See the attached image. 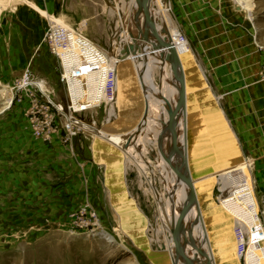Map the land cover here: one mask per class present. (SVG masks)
<instances>
[{
  "label": "rangeland",
  "instance_id": "obj_1",
  "mask_svg": "<svg viewBox=\"0 0 264 264\" xmlns=\"http://www.w3.org/2000/svg\"><path fill=\"white\" fill-rule=\"evenodd\" d=\"M95 1L96 5L90 2L91 6H88V0H0V159L5 154L2 140L5 138L6 124L9 134L13 133V129L17 135L25 133L16 130L21 126L28 128L27 137L32 141L42 140V137H37L33 125L51 123L53 128L49 132L50 138L57 135L56 139L61 138L66 143L60 146V166L56 165L51 171V164L45 157L44 162H39L38 170L31 173L21 187V191L24 190L25 193L18 199L13 198L11 228H6L4 221L6 194L3 184L5 172L2 171L0 264H164L163 255L166 253L169 256L168 264L177 263L171 255L175 246L171 236L172 208L175 220L179 221L181 213L168 188V178L173 169L167 166L168 174L162 170L165 160L160 155L158 143L152 144L150 141L154 137L158 141L157 137L165 129L159 123L160 103L153 93L145 92L143 99L142 93L138 92L141 97L133 100V103L136 110L142 108V111H137L139 117L135 115L137 119L132 120L134 114L128 111L131 108L123 93V82L115 75V97L108 107L112 110L111 113H108V109L107 112L102 109L101 112L92 114L71 113L68 110L71 100L65 85L60 82V65L44 43L48 28L57 24L74 30L86 38L85 42L88 43L89 39L92 45L94 43L103 48L111 60H118L122 50L127 47L122 44L124 40L112 38L110 45L95 41L102 37V33L114 29L118 20L116 11L114 12L115 2L108 0L107 5L106 0L105 4ZM163 1L164 3L160 0L151 2L156 3V8L165 4L172 16L169 1ZM205 2L206 24L203 29L198 30L199 49L197 43L196 46L191 43V38L180 33L175 25L171 28L187 39L188 45L183 44L186 55L191 63L198 65L201 75L206 77L210 93L218 103L225 102L220 94L234 92L233 97H236L244 91V157L239 155V158L242 157L247 162L258 216L257 190L264 191V0ZM121 3L127 8L124 9L122 5L119 7ZM130 3L131 0L117 2L126 21L129 19L124 22L128 36L134 27L133 22L130 23ZM101 6L107 7V12L102 11ZM95 13L102 17L93 20L91 26L89 18H94ZM160 22L165 26L163 20ZM167 32L165 28L166 37ZM212 35L214 39L210 41L209 37ZM169 42L174 46L173 41ZM75 62L78 64L73 67H79L82 59L70 63ZM142 68L143 66L140 69ZM114 73L117 74L116 70ZM147 85L155 88V93L158 94L155 80L148 81ZM137 86L138 91H141L139 84ZM192 93L198 100L199 108L198 113L192 112L188 123L187 106V134L183 143L189 142L193 151L197 152L200 150L199 140L204 136L202 132L206 129V141H216L223 151L230 153V146L223 142L227 139L224 127L216 114L203 103L200 96L194 91ZM174 94L176 96L177 91L174 90ZM142 99L144 103L147 100L151 103L148 110L140 105ZM187 102L190 105L189 99ZM54 104L63 109L61 114L55 111ZM222 110L224 119H227L226 111ZM34 115L36 120L32 123ZM227 120L229 122V118ZM136 122L140 124L135 131ZM70 123L75 124L76 128L67 129L66 125ZM108 123L110 128H107ZM89 125L91 133H88ZM153 125H156L157 130L154 131L158 135L147 131ZM69 135L73 137L71 140H68ZM232 139L239 149L237 140L234 137ZM138 141L142 144L140 147L134 145ZM171 146V133H168L164 144L167 155ZM88 159L93 166L91 180H88ZM110 164L112 168L109 167ZM4 167V160H0V168ZM200 169L203 170L197 162L192 165L190 163L194 188L198 187L196 190L204 203L203 197L207 191L200 183ZM194 174H197L199 180ZM215 184L214 181L213 186ZM88 186L92 187V195ZM221 187L220 183L216 184L211 197H217L223 189ZM122 202H126L129 211L122 210ZM177 205L180 206L179 200ZM214 205L215 210H221L219 204ZM258 221L259 219L257 224ZM184 225L187 238L192 239L191 243L195 244L193 235H198L197 225L192 223L191 218ZM210 227L213 230L211 225ZM190 228L193 235L190 234ZM255 233L254 231L253 235ZM229 243L228 236L225 235L223 240H213L210 247L219 251L221 246L227 249ZM261 247L264 250V244ZM256 249L255 246L254 250ZM183 251L187 254L186 249Z\"/></svg>",
  "mask_w": 264,
  "mask_h": 264
},
{
  "label": "bare ground",
  "instance_id": "obj_2",
  "mask_svg": "<svg viewBox=\"0 0 264 264\" xmlns=\"http://www.w3.org/2000/svg\"><path fill=\"white\" fill-rule=\"evenodd\" d=\"M135 3H136V0H131L130 6H129V8L131 9L130 11H132V9L134 8ZM121 5H122V7H124V9L127 8V6L124 3H121ZM247 8H249V7H247ZM130 11H129V13H130ZM132 22H134V21L131 18L130 23L132 24ZM131 31L134 32V34H136V36H137V30L134 27L132 28ZM122 34H123L122 37H124V38H125V35L128 34V32L126 30V26H125L124 30L122 31ZM169 40L173 41V43H172L173 45L176 44V46H177L176 49H178V50H177V54L176 53L175 54L177 55L176 57L179 58V61L182 65L178 64V62L177 63L176 62H174V63L166 62V64L173 65L178 70V73H180L181 82L183 81V84L185 87L186 101H185L184 109L182 108L180 115L178 117L175 116V119H174V121H176L175 124H177V130H175L173 132H169V133H171V145L172 146H171V149H170L169 155H168L177 164H179V163L183 164V167H182V177L183 178H182V182H180L179 179H177L175 170L172 168L173 172L170 173L169 178H168V181H169L168 188H169V190H171V192L173 194L175 206L178 209V211L180 213H182L183 208H185V207L188 208L187 214L185 216V221L188 222V221H190V218H191L192 223L195 226L197 225V230H198V235H193V230H191V228H190V231H191L190 234H192L195 237V244H192L191 243L192 239H189L186 236V239H189V240L184 241L183 250L184 249L187 250V254L189 255V258L194 260L196 262V264H223V263H225V264H264V250H263V248L262 247L258 248L256 246L257 249L254 250L255 246L253 245L252 240H251V238L254 234L253 228L257 227L256 226V224H257V214H256L257 204H256L255 196H254V189L252 187L251 176H250V173L247 169V162H245L242 157L239 158L240 156H242L241 151H239L240 148L239 149L236 148V143L232 139L234 136L232 135L229 128L225 124V119H224L223 113L218 109V105L216 106V104L214 103L213 100L208 99L209 88H207V91L204 92L202 82L205 80V78L202 77L198 65L190 62L189 57L186 55V50L180 44H178L174 38L173 39L167 38L168 43L171 44V42H169ZM126 43H127V47H129L132 43L128 35H126ZM173 50H172V53L174 54ZM67 59H68V56L66 55L64 62H66L67 66L69 68L66 70V76L70 79V82H71L69 84V86L71 89L72 101L74 102V106L78 109V108L85 106L84 103H81L79 101V99L75 98V96L79 94L80 90L78 91L79 85H78V82H76L77 80H74L72 78V76H73L72 67H73V65L77 66L78 62L71 64L70 62H72L73 59L72 60H67ZM115 60H116V58H115ZM128 60L132 61L133 59H125L124 61L116 60L115 64L110 65L109 69L111 71H113L112 72L113 78H115V75H118V76L120 75L119 79L122 80L123 68H127L125 64H128ZM191 60H192V58H191ZM68 61H70V62H68ZM112 67H113V69H112ZM74 68H77V67H74ZM115 70H116L117 74L114 73ZM150 70L151 71L153 70L152 73L150 71L146 76H148L149 74L152 76L155 68L154 69L152 68ZM109 73H111V72H109ZM165 73L167 75V78L172 81V77L170 76L171 75L170 72H167L165 70ZM138 75H140V73H138ZM146 76H145L144 81H147ZM186 76H187V78H186ZM186 79L188 80V84L186 82ZM176 80H179L178 76L176 77ZM121 82H123V81H121ZM140 84H142V83L140 82ZM177 88L179 89L178 82H177ZM187 88H188V97L189 98H187ZM192 91H194L196 95L200 96L203 103L207 107H209L210 109H212L214 111V113L216 114V116L218 118L219 123L221 124V126L224 127L227 139H225L223 142L224 143L227 142L226 145L230 146V148L232 150L230 153H228L227 151H223V149H221L219 147L220 143H217L216 141L210 142L208 139L206 141V138H205V133H206L205 130L206 129L202 132L204 134V136H202L200 138L201 140L198 139L201 142V144H200V146L198 145L200 150H198L197 152L193 151V149H192L193 146L189 142L183 143V141L186 138V134H187V131L185 129V120H187L186 119V117H187V106H188V110H189L188 117H187L188 123L191 121L190 119L192 116V112L194 111L196 113L198 108H199L198 107V100L195 98ZM166 93H168L169 98H168ZM166 93H165L166 99L168 101V104L171 106V110L173 113L175 108H176V105L178 103V96L179 95L177 93L176 99H174L173 95L170 91H167ZM144 96H145V93L143 92V99H145ZM116 97H117V95H116ZM143 99L139 103H140V105H142L144 107V109L148 110V107H149V105H151V103L147 102V101H146V103H144ZM187 99L190 100V102H189L190 105L188 104ZM134 106L135 105H133V107L130 109V111H131L130 114H132V113L134 114L133 115L134 117L131 118L132 120H134V118L137 119L139 117L138 116L139 114L137 113V111H139V112L142 111V108H138L136 110V106L135 107ZM199 111H200V109H199ZM163 112H164L165 122L167 124L169 122V120H168L169 115L166 111H163ZM127 113L128 112L126 111V114ZM135 115H136V117L137 116L138 117L136 118ZM176 117H177V119H176ZM136 123L137 124L135 125L136 126L135 131H136V128L138 127V125L140 124L138 122H136ZM150 124H152V123H150ZM156 125L151 126L150 129H147V131H149V132L152 131V132H154V134L158 135V132L156 133L154 131V130H157ZM152 127H153V129H152ZM148 128H149V125H148ZM144 129H145V127H144ZM133 130H134V128H133ZM163 130L164 129H162V131ZM190 131H191V128L189 125V135H191ZM146 132H143V133H146ZM160 132H161V129H160ZM175 132L177 134H175ZM113 134L114 133H111V135H113ZM148 134H150V133H148ZM160 134H159V136H160ZM179 134H181V135H180V139L178 140ZM147 135H146V137H147ZM150 141L153 142L152 144H155L158 142L157 139L155 140V137L152 140L150 139ZM150 141H148V142L150 143ZM144 142L146 144L147 140H145ZM144 142H142V143H144ZM140 145H142V144L139 143L137 145V147L138 146L140 147ZM195 162H197L199 164L200 168L201 167L203 168V170L200 169L201 171H199L200 178H201L200 183H201V185L203 184V186L206 187L205 192L207 191V194L203 198H204L205 202H207V203H208V201L211 202L210 203L211 208H212L211 213L213 212V215L211 213L209 214L208 211H207V214H208L210 221L213 218L214 224H208V222H206V219L203 216V210H202V205L204 203L201 202L200 196H199L200 193L198 190H196V189H198V187L196 186V188H194V184H193L192 176H191L192 174L190 172V163L192 165ZM111 165L112 164H110V166H109L110 168H112ZM167 166H169V169L171 168V166L165 161V164H164L162 170L166 174L169 173ZM207 172H211V173L204 175V173H207ZM194 175H196V178L199 180L197 174H194ZM118 178L119 177H117V175H116L115 179H118ZM185 178L191 181L192 187L187 184V182L185 181ZM219 178H220V181H219ZM214 181L216 182V184L220 183V185L223 187L222 191L220 193H218L217 197H211L212 191L214 190V188L216 186V184H215V186H213ZM110 188H112V187H110ZM189 197L191 198V202H189V200H188ZM178 200H179L180 206L177 205ZM214 203L219 204L221 210H215ZM121 204H122V210L123 209L124 210L127 209L126 211L130 210L129 206L126 205V202H122ZM127 217H128V215H127ZM185 221H184V223H185ZM210 225L213 227V230H211ZM178 228L180 229L179 226H178ZM237 228H241L243 235H244V239H245L246 243L249 245L248 252L246 254H244V250L242 251L240 248V245L238 244V239L236 236V234H237L236 229ZM225 235L228 236V240L230 241L227 249H225L224 247L221 246V247H219L220 249H218L219 251L212 250L210 247V244L212 245V241L213 240H223V237ZM185 244H187V246H185ZM171 252H172L171 255H173L172 258L174 257V259H175L174 261L176 262L177 259L174 256L176 254L175 246H174V248H172ZM203 255H205L206 258L202 257ZM167 257H169V256H167V253H166V255L165 254L163 255V258H164L163 263L164 264H168L167 263V260H168ZM155 260H157V259H155ZM178 263L179 262L177 261L176 264H178Z\"/></svg>",
  "mask_w": 264,
  "mask_h": 264
},
{
  "label": "crops",
  "instance_id": "obj_3",
  "mask_svg": "<svg viewBox=\"0 0 264 264\" xmlns=\"http://www.w3.org/2000/svg\"><path fill=\"white\" fill-rule=\"evenodd\" d=\"M118 1L120 2V0H114V2H115L114 12L116 11V14L118 16V20L115 23L114 29L111 32H108V30H107L105 33H102L101 38L95 37L96 38L95 41H97L100 44L110 45L112 38H114V39L118 38L117 39L118 41L120 39L122 41L125 39L122 44L127 46L126 38L123 39V37H122V35H123L122 31L124 30V28L126 26L124 24V22H128L129 19H128V21H126L124 12L122 11V9L119 10L118 5H117ZM160 1L164 3L163 0H160ZM168 1L170 3L171 8H172V16L173 17L170 15V11L168 12V10L165 8L166 7L165 4H162L161 6H157L159 8H156V6H155L156 3L153 4L152 2H150V9H151V6L153 4L152 10L150 11L151 16L154 19V23L156 25V28L158 29L159 32L162 33L160 37L162 38V40H164V38H166V40H167V38H169V39L174 38L176 40V42L178 44H180L186 50V48L183 46V43L180 42L179 34L176 33L175 30H173L171 28L172 25H173V27L175 25V28L180 30L179 32L182 33L184 36L186 35L188 37V39L191 38V43H193L196 46L198 36H199V40H200V35H198L199 34L198 30L203 29L205 24H206L204 21L205 20L204 15L206 12L204 6H206L205 1H207V0H168ZM90 2L94 3L95 5L97 3L95 0H88V6H91ZM99 2L101 4H103V2H104V4H105V0H99ZM106 4L107 5L109 4L108 0H106ZM120 5L121 4H119V7H120ZM101 10L104 12H107L106 11L107 7L104 8L103 6H101ZM131 12H130V18H131ZM95 15H96V13H95ZM168 15H170L171 19L169 18ZM88 17H90V15H88ZM100 17H102V16H100V14L96 15L94 18L90 17L89 18L90 19V25L92 26L93 20H98ZM161 20H163L165 22V26L162 25V23L160 22ZM165 28L168 31L166 33L167 37L164 35V29ZM201 32L202 31H200V33ZM134 35L136 36V34H134ZM125 37H126V35H125ZM213 39H214L213 35L209 37L210 41H212ZM116 43H118V45H119V42H116ZM176 48H177V46H176V44H174V46H172V49H171V51L174 49L173 50L174 54L175 53L177 54L178 49H176ZM197 48L199 49L198 43H197ZM146 52H148V51H146ZM150 55H147V56H150ZM176 59H178V61H177L178 64L182 65L179 61V58L176 57ZM125 65L127 68H123V73H122V81H123L122 84L124 87L123 93H125V95L127 96V99H128L127 102L129 104L128 107L132 108L134 105L133 100H138L141 97V95H139L138 92L142 93V96H143L142 86H141L140 80L138 78V76H139L138 72H140V70H141L140 68L142 67V65L138 69V72H137V68L135 66V61L128 60V64H125ZM164 69L167 72H170V74H171L170 76L172 77V81H171L167 78V75L165 73L166 78H165V85H164V94L167 91H170L173 95V98L176 99V96L174 94V90L177 91V93L179 94V89L177 88V82L178 81L181 82L180 81L181 75H180V73H178V70L173 65H169V64L165 63ZM119 76L117 75V79H119ZM177 76H178L179 80H176ZM146 77H147V81H146L147 84H148V81H151L152 78L154 77V80L156 81L157 87L159 86V81H160L159 68L155 67L153 75L151 76L149 74ZM186 78H187V76H186ZM204 78H205V80L202 82V86H203L204 92H206L208 86H207L206 77L204 76ZM119 80H121V79H119ZM186 82L188 84L187 79H186ZM138 84L140 86L141 91H138V86H137ZM233 93L234 92H227L226 94L225 93L220 94V96L223 97L224 101H225L221 104L218 103V101H216V99L214 98V95H212L210 93V91L208 94L209 95L208 99L213 100L214 103L216 104V106L218 105V108L220 109V111L222 113H223L222 108L226 111L227 119L229 118V122L226 118H225V122H226L227 127L229 128L230 132L232 133L234 138L237 140L239 148L240 147L242 148V149L240 148V151H241V155L244 157V91L238 93V95L236 97H233ZM166 94L169 98L168 93H166ZM187 98H189L188 97V88H187ZM128 111L131 112L130 110H128ZM111 112H112V110L108 109V113H111ZM262 113H263L262 114V116H263L264 115V109H262ZM5 128H6L5 138L2 140V147H3L2 150L4 151L5 154H4V158L1 157V159H0L1 161L4 160L5 167L0 168V179L2 178L1 173H2V171H4L5 174H4L3 184H4V188H5L4 193L6 194V198H5L6 203H5V207H4L5 208V210H4V212H5L4 213V217H5L4 221H5L6 228L7 227L11 228V226H12V213H13V205H12L13 204V198L15 197V199L16 198L18 199L20 197V195L25 193L24 190L21 191V189H22L21 187L24 186L25 182L28 180L31 173H35L38 170L37 168H38L39 162H44L45 157L49 160V162L51 164L49 166L51 168L50 169L51 171L56 168L55 167L56 165L60 166V164L58 162L60 152H61L60 146H61V144H66V143L61 138L56 139L55 137H57V135H54L53 138H50L46 141L39 140V139H33L31 141L30 138L28 139V137H27L28 134L26 133V131H28V128H26V127L24 128L22 126L16 128V130L25 131V133L22 132L19 135H17L16 132H14L15 131L14 129H13V133L9 134L8 124H6ZM107 128H110L109 123L107 125ZM151 133H153V135H154V132H151ZM153 135L151 134V136H153ZM138 144H139V141L136 142V144H134V145L137 146ZM67 145H69V143H67ZM71 145H72V143H71ZM88 151H90L89 147H88ZM12 153H14V155H12ZM89 162H90V166L88 167V180H91L92 175H93L92 174L93 173L92 172L93 166H92V161L90 159H88V163ZM1 169H3V170H1ZM209 173H211V172L204 173V175L209 174ZM0 185H2L1 180H0ZM256 190H257V188H256ZM88 191H89L90 195H92L91 194L92 193V187L88 186ZM199 196H200V194H199ZM257 196H258L257 199H258L260 208L264 209V191H261V190L258 191L257 190ZM200 200H201V198H200ZM210 203H211L210 201H208V203H207L204 200V204L202 205L203 216L206 219V222H208V224H214L213 219L210 221L208 214H207V211L209 212V214L212 211ZM211 214L213 215V212Z\"/></svg>",
  "mask_w": 264,
  "mask_h": 264
},
{
  "label": "built area",
  "instance_id": "obj_4",
  "mask_svg": "<svg viewBox=\"0 0 264 264\" xmlns=\"http://www.w3.org/2000/svg\"><path fill=\"white\" fill-rule=\"evenodd\" d=\"M179 39L181 43H187L188 45L187 39L182 34L179 35ZM85 40L86 38L79 35L74 30L53 24L48 28L45 34L44 43L48 47L51 55L60 65V82L65 85L67 95L71 100L68 110L72 113L88 112V114L98 113L99 111L101 112L102 109L107 112L109 105L114 100L116 85L112 72L109 73V68L111 63L115 64L116 61L111 60L108 53L103 48L94 43L92 45L89 39H87L88 43L85 42ZM66 55L68 56L67 60L82 59L79 67H72V78L77 80L76 82H78L80 90L75 98L85 104L84 107L78 109L74 106V102L72 101L71 89L69 86L71 82L66 76V70L69 69L66 62H64ZM51 96L54 95L51 94ZM53 107L58 114H61L63 111L60 106H55L54 104ZM34 120H36V115L33 116L32 123ZM74 125L73 123H70L67 124L66 127L67 129L72 130L76 128ZM33 127L38 138L42 137V140L44 141L50 139L51 136L49 132H51L53 128L51 123H37L33 125ZM90 127L91 126L89 125L88 133H91ZM72 138L73 137L70 135L68 136V140H71ZM257 217V219H259L257 227L253 228L256 233L252 236L251 240L254 246L261 248V245L264 244V209H261L260 205ZM236 233L238 244L240 245L241 250H244V254H246L249 245L244 239L241 228H237Z\"/></svg>",
  "mask_w": 264,
  "mask_h": 264
},
{
  "label": "water",
  "instance_id": "obj_5",
  "mask_svg": "<svg viewBox=\"0 0 264 264\" xmlns=\"http://www.w3.org/2000/svg\"><path fill=\"white\" fill-rule=\"evenodd\" d=\"M150 2L151 0H136V3L131 13V18L134 21L133 25L134 28L137 30V36L134 35V32L129 31V38L132 43L129 47H126L124 50H122L120 56L118 57V60L124 61L125 59L132 58L135 60V66L137 69L140 68L141 65L143 66L140 75L138 76L140 82L142 83L141 84L142 90L147 94L153 93L155 99L160 103L161 116H160V122L159 121L157 122H159L162 125V127L165 128L158 137V142H157L160 155L175 170L177 179H179V181L182 182L183 164L182 163L177 164L172 160L170 156L166 154L164 149V144L167 139L168 133L173 132L176 128L174 119L175 116L178 117L180 115L182 108L184 109L185 101H186L185 98L186 92L183 81L182 82L178 81L179 84L178 103L176 105L174 112L172 113L171 106L168 104V101L164 94V85L166 78L164 64L166 62L177 63L178 60L176 59L177 55L173 54L172 51H170L172 49L171 44L169 45L167 43L166 38L162 40V38L160 37L162 33L159 32L158 29L156 28L154 19L151 16ZM146 51H148L149 53ZM147 55H150V57ZM155 67L159 68L160 81L158 86V94L155 93V88H150L147 85L146 81H144L145 76L150 71V68L154 69ZM152 82H154V79H152ZM163 111H166L170 116V120L167 124L165 122ZM139 133L141 134L142 132L139 131ZM125 150H127V148H125ZM185 181L187 182L188 185L192 187V183L190 180L185 178ZM170 199H171V195H170ZM188 200L189 202H191L190 197L188 198ZM171 203H172V199H171ZM187 210H188L187 207L183 208V211L178 221V219L177 220L174 219V212L172 208L171 236L175 244V250H176L175 255L177 261L183 264H196V262L190 259L189 256L185 254V252L183 251V243L186 239V227L184 226V221H185V216L187 214ZM178 226L180 227V229L178 228ZM202 257L206 258L205 255H203Z\"/></svg>",
  "mask_w": 264,
  "mask_h": 264
}]
</instances>
